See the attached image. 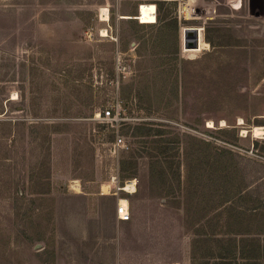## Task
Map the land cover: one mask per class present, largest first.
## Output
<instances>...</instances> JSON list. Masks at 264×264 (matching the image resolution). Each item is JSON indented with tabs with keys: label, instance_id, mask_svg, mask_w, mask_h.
<instances>
[{
	"label": "rangeland",
	"instance_id": "1",
	"mask_svg": "<svg viewBox=\"0 0 264 264\" xmlns=\"http://www.w3.org/2000/svg\"><path fill=\"white\" fill-rule=\"evenodd\" d=\"M143 1L199 29V47L179 56L178 94L168 80L169 95L147 94L142 75L132 95L146 32L128 15ZM240 1L0 0V264H246L213 240L195 257L208 218L179 208L197 205L187 190L218 167L230 195L247 163L264 170V137L251 131L264 125V14ZM154 10L143 4L142 19ZM117 102L121 119H103Z\"/></svg>",
	"mask_w": 264,
	"mask_h": 264
},
{
	"label": "crops",
	"instance_id": "2",
	"mask_svg": "<svg viewBox=\"0 0 264 264\" xmlns=\"http://www.w3.org/2000/svg\"><path fill=\"white\" fill-rule=\"evenodd\" d=\"M143 4H153L155 6L154 14H152L154 20L142 19ZM159 5L160 1H143L139 4L137 13L128 15V19L138 20L136 26L146 32L143 35H137L138 41L135 46L137 56L139 59L146 58V61L143 60L145 62V66L142 68L143 73L136 76L137 87L132 92L134 97L138 94L137 92L140 93L141 84L138 81L142 75L149 81L145 85L148 90L146 92L149 95L153 93L154 95H169L163 90L166 89L165 84H162V81L165 80L174 82L176 94L179 93L180 70L178 60L184 52L183 34L185 27L180 28L178 16H171L169 12L166 13V9H160ZM170 23L172 24L171 28L169 27ZM168 41H171V43H166ZM141 48H148L149 50L141 53ZM158 72L168 75H159L160 83L155 82L158 78ZM156 89H159V91ZM249 165L247 163L245 172H240L238 176L239 183L234 184L235 194L230 195L227 191L226 179L229 175V173L225 174L227 169L218 167L219 174L216 170L212 171L204 180L206 182L209 178L208 184L205 185L204 183L202 186H198L197 191L187 190L191 193L188 196L186 193V197L190 200H193V198L199 199L197 205H187L186 203V207H179L184 212L189 211L193 214L202 212L205 220L208 218L209 226L202 224L203 231H201V235L195 234L196 237L193 241H215L216 243L213 246L228 251V254H222L221 256L232 255L235 251V255L238 256H253L255 254L264 256V170ZM221 177L222 183H220ZM180 184L185 185L183 181H180ZM187 186L190 185L187 184ZM215 198L219 199L218 203L214 202ZM204 201L206 203H203ZM208 227L210 229L209 233L206 232ZM212 234L214 235L212 236ZM221 235L222 237H220ZM229 240L233 241L228 243ZM229 250L232 252H229Z\"/></svg>",
	"mask_w": 264,
	"mask_h": 264
},
{
	"label": "built area",
	"instance_id": "3",
	"mask_svg": "<svg viewBox=\"0 0 264 264\" xmlns=\"http://www.w3.org/2000/svg\"><path fill=\"white\" fill-rule=\"evenodd\" d=\"M121 114H122V106L119 102H117L111 108H108L102 111L101 117L107 121L117 122L119 119H121ZM125 143L126 142H125L124 137L121 136L120 134H117L115 141L113 143V153L118 156L120 153V150L123 148ZM126 185L122 186L121 188L124 189ZM135 190H136V185H135ZM116 212L120 220H124V221L129 220L131 216L129 201L127 202V204H123L121 200L119 199L117 203V207H116Z\"/></svg>",
	"mask_w": 264,
	"mask_h": 264
},
{
	"label": "bare ground",
	"instance_id": "4",
	"mask_svg": "<svg viewBox=\"0 0 264 264\" xmlns=\"http://www.w3.org/2000/svg\"><path fill=\"white\" fill-rule=\"evenodd\" d=\"M233 1H234V4L236 6H240V4H241V1L240 0H233ZM186 7H187V13H189V11H192V10H189V8H190L189 6H186ZM101 11H102V18L101 19L102 20H108V18H109V14L107 12L108 9L105 8V7H103L101 9ZM101 32H102V35H104V36L108 35L107 29H103ZM12 98L13 99H17L18 98V94L17 93H14V96ZM240 123H244L243 120H240ZM209 125H210V127H213L214 126V122L212 120H210L209 121ZM222 125H226L225 120L222 121ZM249 131L250 130H248L247 128H243V130H242L243 134H247ZM251 131L253 132V134L256 137H264V125H255V126L252 127V130ZM134 184H135L134 181H131V182L128 181V183H127V185H126V187L124 189L127 190V191H129V192H134V191H136ZM104 188L106 190L104 192H107L109 190L107 184H104ZM120 200H121V202L123 204H127V202H128L127 199L124 198V197L121 198Z\"/></svg>",
	"mask_w": 264,
	"mask_h": 264
},
{
	"label": "water",
	"instance_id": "5",
	"mask_svg": "<svg viewBox=\"0 0 264 264\" xmlns=\"http://www.w3.org/2000/svg\"><path fill=\"white\" fill-rule=\"evenodd\" d=\"M262 13L264 14V0H262ZM199 33L198 27H186L184 31V46L189 48L199 47Z\"/></svg>",
	"mask_w": 264,
	"mask_h": 264
},
{
	"label": "trees",
	"instance_id": "6",
	"mask_svg": "<svg viewBox=\"0 0 264 264\" xmlns=\"http://www.w3.org/2000/svg\"><path fill=\"white\" fill-rule=\"evenodd\" d=\"M135 135H141V133L139 132H136ZM233 240H229L227 241L228 243L231 242ZM199 242H202V240H194L193 243H192V248H193V252H194V256L196 257L197 256V246ZM229 247V246H228ZM229 252H232L231 250H229ZM232 255H226L224 257H231ZM236 256H232V259L228 262H226L225 264H231L232 261H234V259ZM244 257V256H243ZM247 258V261H246V264H264L263 261H264V256L261 255V254H255L253 256H245Z\"/></svg>",
	"mask_w": 264,
	"mask_h": 264
},
{
	"label": "flooded vegetation",
	"instance_id": "7",
	"mask_svg": "<svg viewBox=\"0 0 264 264\" xmlns=\"http://www.w3.org/2000/svg\"><path fill=\"white\" fill-rule=\"evenodd\" d=\"M252 3L255 6H259L260 8H262V0H252Z\"/></svg>",
	"mask_w": 264,
	"mask_h": 264
}]
</instances>
